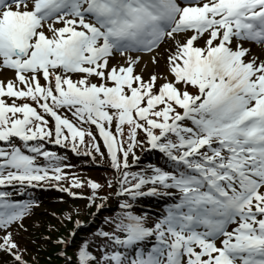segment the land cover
<instances>
[{"label": "snow or ice", "instance_id": "snow-or-ice-1", "mask_svg": "<svg viewBox=\"0 0 264 264\" xmlns=\"http://www.w3.org/2000/svg\"><path fill=\"white\" fill-rule=\"evenodd\" d=\"M45 188L118 210L33 239ZM38 242L62 264H264V0H0V264Z\"/></svg>", "mask_w": 264, "mask_h": 264}, {"label": "trees", "instance_id": "trees-1", "mask_svg": "<svg viewBox=\"0 0 264 264\" xmlns=\"http://www.w3.org/2000/svg\"><path fill=\"white\" fill-rule=\"evenodd\" d=\"M102 143V142H101ZM51 149H55L58 153L61 152L58 150L59 148L48 145ZM103 150V147H102ZM69 153V152H68ZM139 153L141 160L139 166H145L148 164V160L145 158L146 155H151L152 153L142 154L139 149L137 150V154ZM71 154V153H69ZM156 155V154H155ZM157 156V155H156ZM83 158L82 166L79 169L74 168L73 171L81 176V177H89L93 180L105 184L109 179L113 176V171L109 167V163L107 160L101 161L99 157H97V161L93 162L90 157L79 156ZM77 161H74L76 164ZM86 163H91L92 165H88ZM79 191V190H77ZM87 191V190H85ZM109 189L105 188L104 192L107 193ZM38 197L41 201L40 210L37 211V215L34 216L31 220L26 221V224L29 225V231L32 234L33 239H38L42 234H48L45 229L48 225H55L59 228V232L53 231L51 235L56 237L60 234L66 233L68 229L73 227L72 224L66 223L61 225L57 217L62 214L67 213L70 209H79V219L85 222V228L88 232L94 230L99 227L101 221L104 216L114 214L118 209L117 207L113 208L110 206L105 207L97 217L93 218L89 213L90 211H95V209H88L86 207V201L83 199H74L69 197L67 193L61 192L56 188H48L46 191H40L38 193ZM113 205L116 204L117 201L115 198L109 199L107 204ZM106 204V205H107ZM140 204H145L140 202ZM52 213H55L54 217ZM75 218V216H74ZM33 225H43L44 227H35ZM86 232H81L80 236H85ZM30 253L29 255L37 256L38 264H62L61 260L55 258L56 249L51 245H41V242L36 244L29 243ZM52 256V259L49 260V256Z\"/></svg>", "mask_w": 264, "mask_h": 264}, {"label": "rangeland", "instance_id": "rangeland-1", "mask_svg": "<svg viewBox=\"0 0 264 264\" xmlns=\"http://www.w3.org/2000/svg\"><path fill=\"white\" fill-rule=\"evenodd\" d=\"M5 75H10V74H5ZM39 211V209H37Z\"/></svg>", "mask_w": 264, "mask_h": 264}]
</instances>
